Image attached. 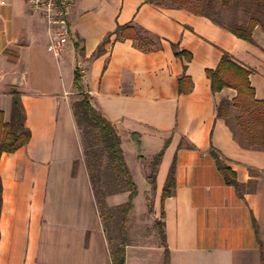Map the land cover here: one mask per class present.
Segmentation results:
<instances>
[{
	"label": "crops",
	"instance_id": "obj_1",
	"mask_svg": "<svg viewBox=\"0 0 264 264\" xmlns=\"http://www.w3.org/2000/svg\"><path fill=\"white\" fill-rule=\"evenodd\" d=\"M129 22L158 35L160 46L143 51L118 39L115 29ZM69 24V43L53 62L42 14L27 0H0V111L9 121V87L17 85L31 130L25 146L0 158V264H112L114 230L104 212L119 208L122 216L131 191L100 186L106 207L97 203L73 108L77 68L93 106L120 135L136 184L126 264H165L166 253L169 264H264V149L243 147L217 116L220 101L236 90L214 93L206 75L227 52L264 99V28L256 26L247 41L188 9L145 0H77ZM170 42L193 59L176 57ZM185 63L193 88L179 93ZM212 147L236 173L240 192L226 183ZM161 150L153 187L150 163ZM108 162L99 180L116 175ZM173 164L175 187L162 199Z\"/></svg>",
	"mask_w": 264,
	"mask_h": 264
},
{
	"label": "trees",
	"instance_id": "obj_2",
	"mask_svg": "<svg viewBox=\"0 0 264 264\" xmlns=\"http://www.w3.org/2000/svg\"><path fill=\"white\" fill-rule=\"evenodd\" d=\"M161 7L185 8L191 12L205 16L214 23L228 29L237 37L251 41L256 26L264 28V0H145ZM244 5L246 9H253L248 21L239 22L233 19L231 23L222 20L220 11L232 5ZM118 39H131L138 43L143 51H152L160 46L161 38L148 30L139 27L132 22L118 25L114 31ZM110 37L104 39L97 50V54L104 51L109 43ZM176 57L189 63L193 54L183 50L177 43L170 42ZM184 64V73L179 78V93H187L193 88L192 79L186 75L187 64ZM206 75L210 80L211 90L216 93L224 88L236 90V96L232 100L223 99L217 106V116L224 118L231 127L235 138L243 147L264 149V99L255 97V89L251 85L250 71L236 62L229 53L224 52L215 68L206 69ZM81 73L77 68L75 71V87L79 91V99L73 103L74 114L80 128L86 165L95 188L97 203L101 208L106 207L105 193L98 189L96 175L100 166H104L103 158L108 156V165L114 172L115 178L123 179V184L130 189L129 200L122 205V216L120 219L121 235L117 242L111 247L112 264H126V246L128 244L127 218L133 207V199L136 195V184L124 160L121 147V137L115 126L91 102V96L84 91L81 85ZM12 97L11 116L9 121H4V114L0 111V158L3 153H14L25 146L31 139V130L26 125V109L22 100V91L17 85L9 87ZM217 167L223 175L227 184L234 186L239 192L241 184L237 180L236 173L226 163L222 153L212 147L210 150ZM163 150L157 153L151 161V172L148 176L150 183L155 186L156 173ZM101 170V169H100ZM101 177V175H100ZM175 187V165L173 164L166 184L163 189L162 199L171 195ZM3 204V181L0 174V215ZM151 210V209H150ZM159 232L165 245V230L163 222L157 223ZM168 252V251H167ZM165 264H169V255L166 253Z\"/></svg>",
	"mask_w": 264,
	"mask_h": 264
},
{
	"label": "built area",
	"instance_id": "obj_3",
	"mask_svg": "<svg viewBox=\"0 0 264 264\" xmlns=\"http://www.w3.org/2000/svg\"><path fill=\"white\" fill-rule=\"evenodd\" d=\"M76 2L77 0H27L30 9L40 12L45 18L51 36L48 49L55 56H59L69 43L72 33L69 20Z\"/></svg>",
	"mask_w": 264,
	"mask_h": 264
},
{
	"label": "rangeland",
	"instance_id": "obj_4",
	"mask_svg": "<svg viewBox=\"0 0 264 264\" xmlns=\"http://www.w3.org/2000/svg\"><path fill=\"white\" fill-rule=\"evenodd\" d=\"M245 6L244 5H233L231 7L228 8H222L221 9V18L224 22L226 23H231L233 19L238 20L239 22L242 21H248L249 17L252 15L253 13V9H244ZM46 56L52 60L53 62H57L56 57L54 56V54L51 51H46ZM55 66H57L56 64H54ZM129 154V153H128ZM130 155V154H129ZM104 162H108L109 158L107 155L104 156L103 158ZM105 164V163H104ZM109 173L105 176L102 174L101 180H96L97 181V187H104V190L106 191H117L119 189V186L123 187V179L121 178H115L114 175H109ZM138 177V176H137ZM140 181V180H139ZM120 198L123 201V193L121 195H119ZM105 214H107V217L111 220V224L112 229L114 230V235H113V241L116 242L118 240V236L120 234V230H119V224H120V217H121V210L119 208H112L106 212H104Z\"/></svg>",
	"mask_w": 264,
	"mask_h": 264
}]
</instances>
